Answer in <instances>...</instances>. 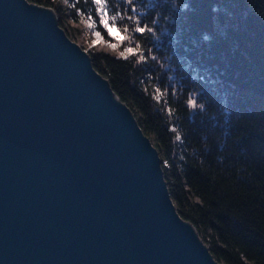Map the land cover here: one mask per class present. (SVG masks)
I'll list each match as a JSON object with an SVG mask.
<instances>
[{"label": "water", "instance_id": "1", "mask_svg": "<svg viewBox=\"0 0 264 264\" xmlns=\"http://www.w3.org/2000/svg\"><path fill=\"white\" fill-rule=\"evenodd\" d=\"M0 264H223L131 108L29 0H0Z\"/></svg>", "mask_w": 264, "mask_h": 264}, {"label": "trees", "instance_id": "2", "mask_svg": "<svg viewBox=\"0 0 264 264\" xmlns=\"http://www.w3.org/2000/svg\"><path fill=\"white\" fill-rule=\"evenodd\" d=\"M29 1L71 38L87 21L110 40L94 0ZM105 8L125 30L119 50L136 51L88 52L157 147L179 214L219 262L264 264V0Z\"/></svg>", "mask_w": 264, "mask_h": 264}, {"label": "snow or ice", "instance_id": "3", "mask_svg": "<svg viewBox=\"0 0 264 264\" xmlns=\"http://www.w3.org/2000/svg\"><path fill=\"white\" fill-rule=\"evenodd\" d=\"M94 2L98 6L97 11L101 13L100 26L107 31L110 41H115V43H110V46L114 49L121 46L127 39L125 30L117 22L116 17L109 14L108 10L105 8V0H94ZM89 26L92 27V23H90ZM94 35L98 38L94 43H98L102 38L101 32L95 31ZM135 51L136 50L132 48L124 49L121 56H126Z\"/></svg>", "mask_w": 264, "mask_h": 264}, {"label": "rangeland", "instance_id": "4", "mask_svg": "<svg viewBox=\"0 0 264 264\" xmlns=\"http://www.w3.org/2000/svg\"><path fill=\"white\" fill-rule=\"evenodd\" d=\"M75 28L74 33H72V39L80 44L87 51L104 49L114 53H121L122 51L119 48H112L110 43H115L114 41H110L102 36L98 43H94L98 38L94 35V31L89 26V22L84 21L80 25L73 23ZM77 26V27H76ZM70 29V28H69Z\"/></svg>", "mask_w": 264, "mask_h": 264}]
</instances>
